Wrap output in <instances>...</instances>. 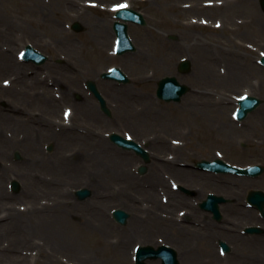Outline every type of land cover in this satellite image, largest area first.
Returning <instances> with one entry per match:
<instances>
[{"label":"rangeland","instance_id":"1","mask_svg":"<svg viewBox=\"0 0 264 264\" xmlns=\"http://www.w3.org/2000/svg\"><path fill=\"white\" fill-rule=\"evenodd\" d=\"M86 1L61 0V27L67 35L61 34L65 44L61 41L60 49L57 41L48 44L52 40L29 36L38 27L29 18L27 0H0V90L13 87L21 93L15 98L9 93H0V141L18 140L9 141L11 144L5 147L0 144V217H9L17 209V226L23 229L10 240L1 237L0 248L9 250L12 257L4 261L6 256L0 254V264H135L137 245L173 244L169 235L164 238L167 234H159L163 228L157 223L169 215L159 209V204H164L168 192L173 190L168 180L171 170L165 162L159 163L153 149L148 147L151 161L144 163L135 155L117 150L122 149L113 145L107 134L112 131L132 134L127 122L116 120L119 113L116 107L121 98L128 106L127 118L135 115L141 119L130 118L131 124L138 127L141 142L150 143L157 136L173 131L177 147L174 161H187L189 167L183 170L190 172L191 177H201V180L194 179L197 184L192 186L201 190L195 189L196 196L187 197L193 205L197 206L207 193L215 192L229 199L224 207L241 204L248 209L245 205L248 192L264 190V173L257 178L226 173L215 175L193 166L200 159L215 157L241 166L264 165V67L258 62L264 53V12L259 0H96L100 5L126 2L143 12L147 19L145 26L129 23V34L137 49L121 56L115 54L113 47L116 45L113 12L100 5L91 7ZM202 18L209 23L201 21ZM75 20L82 21L84 31L70 28ZM216 21L219 22L216 24ZM154 35L172 46L168 51L172 62L156 75L143 76L142 71L149 69L148 62L154 55L164 65L151 42ZM27 44L48 53V64L61 67V73L53 72L45 64L37 69L21 61L18 53ZM201 49L207 51L213 63L208 66L203 63ZM184 57L192 61L189 73L178 71ZM144 59L149 60L140 67ZM112 66L121 67L131 83L119 84L101 78L100 74ZM227 74L239 75L241 79L229 81ZM166 75H176L181 82L190 85V91L180 102H165L157 97L158 81ZM60 77L65 85L61 90L52 87ZM89 79L97 81L114 116H100L96 122L76 117L70 126L88 130L85 133H96L94 139H101L106 151L86 152L80 142L67 143L68 148L67 145L62 148L61 135L53 133L54 127H61V109L71 107L75 111L74 99L80 94L81 100L77 103L92 106L91 109L99 113L97 100L85 86ZM44 80L46 85L38 84ZM59 93L61 104L51 107L40 97L46 94L48 100L49 96ZM247 93L260 97L263 102L247 119L238 122L233 116L237 99ZM212 108H216L215 111ZM22 116L32 120L34 126H15L14 117ZM195 116L204 117L212 129L203 128ZM227 129L232 132L225 133ZM30 134L33 143L24 142L25 135ZM49 144L55 145L52 151L46 149ZM35 147L39 149L31 154ZM79 148L84 154L77 152ZM16 151L21 153L20 159H16ZM121 159L126 163L119 164ZM43 161V164L38 163ZM141 164L147 165L144 174L138 172ZM64 168L69 175L61 173ZM123 168L130 170L132 179L122 176ZM112 170L122 177L113 175ZM72 172L75 174L71 175ZM12 179L20 182L19 191L12 190ZM83 186L93 189V196L77 200L74 192ZM10 197L15 199L5 201ZM37 202L40 207L34 206ZM117 207L130 213L127 225H120L112 218V210ZM224 211L223 208L226 218ZM46 215L49 221H42ZM232 220L235 224L239 222V226L244 225L239 219ZM213 221L217 225L222 222ZM3 231L0 227V234ZM166 231L171 230L167 227ZM202 232L208 233L207 230ZM223 238V234L213 233L211 241L205 243V239L193 235L181 242L174 241V245L182 255L181 264H229L218 248V240ZM184 246L192 250L191 256ZM80 247L86 255L81 254ZM148 264L161 262L150 260Z\"/></svg>","mask_w":264,"mask_h":264},{"label":"water","instance_id":"2","mask_svg":"<svg viewBox=\"0 0 264 264\" xmlns=\"http://www.w3.org/2000/svg\"><path fill=\"white\" fill-rule=\"evenodd\" d=\"M262 2L264 5V0H262ZM118 15L126 20H135L139 23L146 24V20L144 19L143 15L132 9H124L123 11L118 12ZM73 28L78 31L83 29L82 25L79 22H75ZM115 29L119 37L118 52L122 54L129 50H135V46L128 35V31H127L128 25L117 21L115 23ZM24 56L28 60L31 58L36 60L45 59V57L42 56L39 52H37L31 45H28L27 50L24 53ZM182 66L184 67V69H189L190 68L189 61L183 62ZM102 76L105 78L117 79L121 82H129V78L120 68H115L110 73L108 72L103 73ZM87 84L89 89L95 94V96L101 102V106L103 110H105L107 113L110 114L111 111L107 106V102L105 98L102 96L101 92L99 91L95 81L89 80ZM187 89L188 87L179 83L176 77H165L159 83L158 95L161 98L166 99L168 101L171 100L178 101L181 99V96L187 91ZM240 103H241V108L238 111L239 112L238 115L240 118H244L247 116L248 112L255 109L259 105V103H261V100L256 96H246L245 98L240 99ZM111 138L113 141H115L121 146H124L126 148H134L137 152L141 153L147 160H149L148 152L145 149H143L137 142L133 140L125 139L123 136L117 133H113L111 135ZM17 157H20L19 152H17ZM197 166L208 170L234 172V173L249 174V175H259L264 171V167L260 165L253 166L250 168H240V167L231 166L230 164L220 159H216L214 162H209L204 160L198 162ZM145 170L146 167L142 166L141 172H144ZM12 186L15 189V191H18L20 188V184L17 180L13 181ZM91 193L92 191L88 188H82L76 191V194L82 199L91 195ZM248 200L250 203L258 206L264 213V191L261 190L250 191L248 195ZM226 201L227 199L223 196L210 194L208 196V199L201 203V206L203 208L212 210L215 213V217L217 219H220L222 215L218 204L219 202H226ZM113 215L122 224H126L127 219L130 216V214L123 209L114 210ZM246 230L248 232L261 231L259 227H248ZM221 245L225 250H229V246L227 243L221 242ZM136 257H137L136 264H146L147 259H157L159 257L163 258V264H179V261L177 259V252L173 248L167 245H161L158 249L154 248L153 246H140L137 249Z\"/></svg>","mask_w":264,"mask_h":264},{"label":"flooded vegetation","instance_id":"3","mask_svg":"<svg viewBox=\"0 0 264 264\" xmlns=\"http://www.w3.org/2000/svg\"><path fill=\"white\" fill-rule=\"evenodd\" d=\"M44 3L45 2H42L41 4L38 3L40 7L35 8L34 3L31 0L28 5L29 18L36 19L39 22H47V25L57 24L60 26L61 25V0L49 1L47 4H44ZM50 10L52 11V13L49 12ZM44 35L49 37L48 34H44ZM53 39L57 41L59 48H61V38L59 36L54 35ZM51 68L55 70L57 73H61V67L52 66ZM41 84H44V83H41ZM53 85L61 89V79L59 78L57 83L56 84L53 83ZM40 97L43 99L41 94H40ZM44 104L51 107L50 103L48 102ZM85 115H88L89 117L95 116V114H92V113H85ZM170 137H171V133L169 134L168 139H163L161 137H158L156 139V141L153 144V148L156 150L157 153L159 154H163V153L171 154L172 153V145H171ZM65 143H66L65 137L61 135V145ZM166 164H168L169 168L171 169L172 175H170V179L172 178V176H174L175 178H180L182 180H186V181L190 180L186 176V174H178L176 171L172 170L173 163L166 162ZM199 190H201V188H199ZM177 202H178L177 197L174 196V203L170 205V207L173 209L171 211L172 213L177 215L180 213H184L186 211H194L195 214L199 215L198 210L194 209L188 203L186 199H182L178 203ZM227 214H228V217L222 220L220 224L222 227L219 226L218 230L221 235L223 234L224 236L223 239L228 241L229 244L232 246V250L233 248L237 250L236 253L233 254V256L235 257L232 258V262L235 263L238 260H242V261H247L248 264H264V232L261 234L262 236L260 237L246 238L244 237V234L240 233L239 230H237L235 222L232 220V218H234V219H239L243 221H250V222L264 226V217L260 213L251 214L250 217H246L245 215H239L238 212L234 209L227 210ZM184 221H186L187 223L191 222V217L186 214L184 216ZM203 221H204V225H206L209 219L203 218ZM170 223H171V226H170L171 231L168 233V235L171 237L173 242L174 241L181 242L190 236V232L186 228H181V229L177 228V225L173 220ZM159 234H165L163 232V229L159 231Z\"/></svg>","mask_w":264,"mask_h":264},{"label":"bare ground","instance_id":"4","mask_svg":"<svg viewBox=\"0 0 264 264\" xmlns=\"http://www.w3.org/2000/svg\"><path fill=\"white\" fill-rule=\"evenodd\" d=\"M223 11H225V8H224V10ZM213 12V11H212ZM214 13V12H213ZM39 26L40 27H42V28H44V29H46V27L47 28H49L52 32H54V33H61L62 35H64V37L67 35L66 33H65V29H62V23H61V25L59 26V25H57V24H52V25H47V22H40V24H39ZM36 31H34V32H32V35H34V33H35ZM64 34H63V33ZM192 39H195V38H192ZM191 39V40H192ZM152 42V44L155 46L154 47V49L156 50V53L158 54V56L161 58V60L163 61V63H164V65H161L159 62H158V60H157V57H156V55H154L153 56V58L148 62V65L150 66L149 67V69H147V70H143L142 71V75L143 76H147V75H149V74H151V75H156L157 73H159L160 71H163L165 68H166V66H167V64H170L172 61H171V56L169 55V53H168V51H169V49L170 48H172V46L171 45H169V44H166V42H165V40L164 39H162L160 36H155L154 35V37H153V40L151 41ZM193 43H194V41H193ZM201 51H203V49H201ZM207 51L204 49V51H203V53H202V59H203V63L206 65V66H208V64H210V63H213L212 62V60H211V57L209 56V54L208 53H206ZM149 60V59H148ZM147 59H144L141 63H140V67H141V65L142 64H144V62L145 61H148ZM227 76V79L229 80V81H239L240 79H241V77L239 76V75H237V76H235V75H232V74H227L226 75ZM10 88H4L3 89V91H7V90H9ZM146 96V95H145ZM50 97V100H51V102L53 103L56 99L55 98H53V97H51V96H49ZM122 99V98H121ZM122 102H123V104H122V109H123V111H124V114H126L127 115V113H126V109L128 108V106H127V104H126V102H125V100H123L122 99ZM85 109V108H84ZM214 109V111H215V109L216 108H212V110ZM135 115H133V117H134ZM194 119L196 120V121H198V122H200V124L202 125V127L203 128H206V129H210L211 128V125L209 124V122L207 121V120H205V118L204 117H201V116H195L194 117ZM14 121L16 122V125L15 126H18V127H22V125H24V124H26V125H24L25 127H33L34 126V124H33V121L32 120H30V119H28V118H24L23 116L22 117H20V118H18V117H14ZM61 125V124H60ZM228 128H231V127H228ZM51 129H52V127H51ZM212 129V128H211ZM69 132H70V129L68 128V127H66V126H63L62 128H61V134L63 135V137H67V135L69 134ZM218 132V131H217ZM232 132V130H230V129H227L226 131H225V133H231ZM76 134L77 135H79V137L80 138H87L88 139V141L90 142V144L91 145H100L101 143H102V140L101 139H98V140H95L94 139V135H92L91 133L90 134H88V133H86L85 135H83L82 133H80V132H76ZM17 136H19V138H20V135H19V133L17 134ZM31 136H32V134H30V135H25V138H24V142H31V143H33V138H31ZM8 138V137H7ZM9 139V138H8ZM17 140V139H16ZM16 140H7V139H1V141H0V144H1V147H2V145H3V147H5V146H8L9 144H11V142L12 143H14V142H18V140L16 141ZM22 139H20V141H21ZM9 141H11V142H9ZM23 142V143H24ZM264 147V146H263ZM262 147V148H263ZM37 150H36V148H33V150H32V153L33 152H36ZM80 167V166H79ZM79 167H77L76 168V171H77V173H79ZM66 170L67 169H63L62 171H61V173H63V174H68L69 175V171H67L66 172ZM125 171H123V172H125L123 175L121 174V173H119V172H117V171H113L112 170V174L113 175H115V176H120V177H122V176H124V178L125 179H127V180H129V179H132L133 177H132V174H131V172H130V170L129 169H124ZM71 175H74L75 173H70ZM122 175V176H121ZM0 180H1V178H0ZM228 184V183H227ZM228 188L233 192V189H232V187L228 184ZM3 193H6V191H4ZM152 196V198H153V195H151ZM6 197V196H5ZM15 198H13V197H10L9 199H3V200H5V201H10V202H12L13 200H14ZM157 204V203H156ZM160 206H159V208H165L166 206L165 205H162V204H159ZM168 205V204H167ZM241 204H237V205H234V208H236V211L240 214V215H245L246 217H250V215L252 214V210L251 209H246L245 207H243L242 205H241V208L239 209L238 207L240 206ZM16 212H17V209H15L14 210V212H12L10 215H9V217H6L2 222H0V227H2L5 231H3V234H0V240H1V237H5V238H9V240H10V238H11V236H13V238L17 235V234H19V233H22L23 231V229L22 230H20V228L17 226V223H18V221H17V215H16ZM13 213H14V215H13ZM31 213V212H30ZM170 222V219H168L167 220V224ZM25 229V228H24ZM201 231V228H199L198 229V231L197 232H200ZM210 232V235H209V237H208V239H207V242L209 243L210 241H211V236H212V232L211 231H209ZM19 238V237H18ZM10 248H11V246H10ZM80 249H81V254L82 255H86V251L83 249V247H80ZM191 251L192 250H190L189 249V252H188V255H190L191 256ZM0 254L1 255H3V256H6L5 258H4V261H7L8 259H10L12 256H9V254H10V251L9 250H7L6 248H0ZM233 264H236V262L235 263H233Z\"/></svg>","mask_w":264,"mask_h":264},{"label":"snow or ice","instance_id":"5","mask_svg":"<svg viewBox=\"0 0 264 264\" xmlns=\"http://www.w3.org/2000/svg\"><path fill=\"white\" fill-rule=\"evenodd\" d=\"M121 7H127V5H121ZM67 115H68V114L66 113V118H67Z\"/></svg>","mask_w":264,"mask_h":264}]
</instances>
